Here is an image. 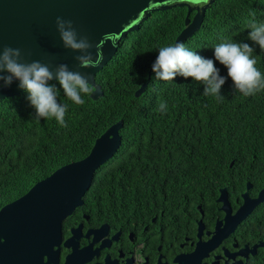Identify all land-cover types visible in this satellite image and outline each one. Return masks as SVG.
Wrapping results in <instances>:
<instances>
[{"label":"trees","instance_id":"trees-1","mask_svg":"<svg viewBox=\"0 0 264 264\" xmlns=\"http://www.w3.org/2000/svg\"><path fill=\"white\" fill-rule=\"evenodd\" d=\"M186 13L185 7L154 11L127 34L95 75L102 92L97 100L82 95L85 103L76 105L50 81L58 89V102L67 105L66 127L55 119L38 121L25 91L0 100V209L57 169L83 160L95 140L118 122L123 124L121 145L97 170L83 197L86 210L109 213L92 217L121 218L151 204L165 213L172 205L181 211L187 203L193 218L196 206L209 209L222 188L233 199L246 183L250 197L264 190V90L248 97L235 92L227 69L214 58V47L222 42L248 43L264 74V51L248 39L247 26L253 19L264 24V0H215L200 29L183 43L214 60L225 77L222 98L205 96L204 85L191 77L155 79L158 49L174 45ZM160 103L167 104L166 112L158 111ZM95 204L101 206L89 207ZM253 235L264 241V203L253 212ZM252 264H264V248Z\"/></svg>","mask_w":264,"mask_h":264},{"label":"water","instance_id":"water-1","mask_svg":"<svg viewBox=\"0 0 264 264\" xmlns=\"http://www.w3.org/2000/svg\"><path fill=\"white\" fill-rule=\"evenodd\" d=\"M214 1L208 0L201 6L186 0H0V51L5 47L18 48L21 62L39 61L53 70L59 64H66L70 70L88 77L93 85L90 98L95 101L102 96L95 75L113 58L121 40L137 30L152 12L185 7V27L174 44L184 43L200 29L205 12ZM57 17L71 20L78 36H86L94 45L91 52L93 59L100 61L97 67H78L75 57L80 53L64 48L56 28ZM111 40L117 42L116 47ZM18 83L14 81L11 86L0 88V100L23 93ZM145 89L144 84L135 97ZM122 126L118 122L109 127L95 140L87 157L57 169L25 195L0 209V264H26L59 241L63 220L83 204L95 173L119 149ZM250 189L251 185L246 183L241 194L242 205L233 216L226 189L219 190L216 202L226 212L224 227L230 231L264 203V190L251 198ZM217 235L216 229L213 239ZM263 246L264 243L254 246L252 253Z\"/></svg>","mask_w":264,"mask_h":264},{"label":"flooded vegetation","instance_id":"flooded-vegetation-1","mask_svg":"<svg viewBox=\"0 0 264 264\" xmlns=\"http://www.w3.org/2000/svg\"><path fill=\"white\" fill-rule=\"evenodd\" d=\"M217 198L209 209L196 206L193 218L187 213V203L181 211L172 205L165 213L151 204L132 215L102 218L92 215L109 212L92 213L83 202L63 220L59 241L26 264H252L264 248L252 253L254 246L264 243L253 235L255 209L230 231L224 227L226 212ZM226 199L233 216L242 205L241 194L233 199L226 189Z\"/></svg>","mask_w":264,"mask_h":264},{"label":"clouds","instance_id":"clouds-1","mask_svg":"<svg viewBox=\"0 0 264 264\" xmlns=\"http://www.w3.org/2000/svg\"><path fill=\"white\" fill-rule=\"evenodd\" d=\"M189 2L202 6L208 0ZM247 26L251 30L248 39L264 51V24H258L253 19ZM56 28L64 48L80 53L75 57L79 68L98 66L100 61L98 58L93 59L91 52L94 45L86 36H78L71 20L57 17ZM111 43L116 47L115 40H111ZM158 50V56L152 65L155 79L168 82L173 81L177 75L185 79L191 77L193 81L204 85L205 96L223 97L221 88L225 77L220 75L213 59L189 50L183 42L160 47ZM253 53L254 48L248 43L222 42L214 47L215 61L227 69L234 91L245 97L255 96L264 90V74L257 69ZM53 80L59 84L67 99L76 105L85 103L82 95L93 93V85L89 83L88 77L79 71L70 70L66 64H59L53 70L39 61L21 62V50L18 48L5 47L0 51V88L9 87L14 81H18V87L27 93V99L35 110L34 117L38 121L55 119L61 127H66L65 115L68 108L66 104L58 102V89L49 83ZM158 111L166 112L167 104L160 103Z\"/></svg>","mask_w":264,"mask_h":264},{"label":"rangeland","instance_id":"rangeland-1","mask_svg":"<svg viewBox=\"0 0 264 264\" xmlns=\"http://www.w3.org/2000/svg\"><path fill=\"white\" fill-rule=\"evenodd\" d=\"M184 1H185V0H184ZM186 2L191 3V2H189V0H186Z\"/></svg>","mask_w":264,"mask_h":264}]
</instances>
